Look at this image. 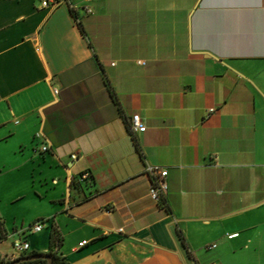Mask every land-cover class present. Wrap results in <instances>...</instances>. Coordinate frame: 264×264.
Listing matches in <instances>:
<instances>
[{"label":"crops","instance_id":"obj_1","mask_svg":"<svg viewBox=\"0 0 264 264\" xmlns=\"http://www.w3.org/2000/svg\"><path fill=\"white\" fill-rule=\"evenodd\" d=\"M0 223L6 259L264 264V0H0Z\"/></svg>","mask_w":264,"mask_h":264},{"label":"built area","instance_id":"obj_2","mask_svg":"<svg viewBox=\"0 0 264 264\" xmlns=\"http://www.w3.org/2000/svg\"><path fill=\"white\" fill-rule=\"evenodd\" d=\"M36 1L39 3L41 8H45V9H53L66 2V0H36ZM56 93H58L57 90ZM209 111L215 112L216 109L211 108ZM129 128L132 134L143 133L147 130V126L144 124L140 114H135L131 118V120L129 121ZM48 151H49L48 146L41 147V152H48ZM72 157L76 159L78 156L77 154H74ZM146 173L151 179V189H150L151 198L156 202L162 203V201L168 194V183H167V176L169 173L168 169L162 166H148L146 169ZM88 177L89 174H86L84 176V178H88ZM44 228H45V221L38 220L37 222L29 226L28 232L30 234H35L43 231ZM237 235L238 234H233L229 237L233 238ZM85 244H87V241L80 243V246L82 247ZM29 253H31V246L28 241L23 239L15 240L13 243V255L11 256V260L17 259Z\"/></svg>","mask_w":264,"mask_h":264},{"label":"trees","instance_id":"obj_3","mask_svg":"<svg viewBox=\"0 0 264 264\" xmlns=\"http://www.w3.org/2000/svg\"><path fill=\"white\" fill-rule=\"evenodd\" d=\"M162 202L164 203V200ZM0 235L1 237L3 236V227L1 223H0ZM60 242H61V239L59 235L57 234L56 231H53L52 236H51V246H57L60 244ZM36 253H39V252H31L24 256H28V255L36 254ZM50 254L53 255V260H54L53 264H70L69 261L65 257L57 254L56 252H51ZM12 261L13 260L11 259H6L2 257V255L0 254V264H10ZM18 264H48V261L45 259H37V260H32V261H24Z\"/></svg>","mask_w":264,"mask_h":264},{"label":"water","instance_id":"obj_4","mask_svg":"<svg viewBox=\"0 0 264 264\" xmlns=\"http://www.w3.org/2000/svg\"><path fill=\"white\" fill-rule=\"evenodd\" d=\"M37 259H45L48 261V264H53V255L50 253H36V254H31L28 256H22L19 257L15 260H13L10 264H18L24 261H32V260H37Z\"/></svg>","mask_w":264,"mask_h":264}]
</instances>
